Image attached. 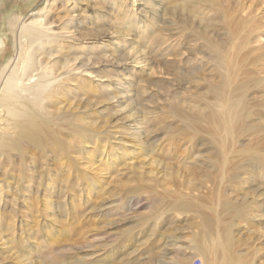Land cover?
<instances>
[{
	"label": "bare ground",
	"instance_id": "6f19581e",
	"mask_svg": "<svg viewBox=\"0 0 264 264\" xmlns=\"http://www.w3.org/2000/svg\"><path fill=\"white\" fill-rule=\"evenodd\" d=\"M4 1L0 0V230L9 233L11 238L5 240L0 237V254L9 253L14 264L19 263L21 258L25 245L22 232L28 226L23 219L25 216H20V204L24 212L32 215V219L46 215L52 202L45 199L51 198V190H54L56 199H60L65 197L64 191L72 182V175L75 179L87 181L78 170L82 167L80 162L90 167L97 163V170L121 164L134 167L133 162L125 164L130 159L128 156L132 155L125 149V142H114L118 147L110 155L111 150L107 152L104 149L112 141L111 133L110 139L104 141L107 136L102 138L101 135L100 138V133H96L89 123L90 116L82 114L91 107L89 96L91 92L95 93L96 88L103 97L108 95L102 90L117 92L118 95L109 100L117 101L119 105L118 101L130 100L126 107L132 111L133 100L139 95L134 91L128 96L124 93L129 92L132 86L145 91L146 81L140 80L141 75L151 79L162 74L160 64L178 61L182 65H194L192 73L185 78L201 93L196 96L198 102L187 106L185 119L194 133H207L212 137V167L219 181L239 183L244 174L249 177L254 174L264 180V44L261 42L264 0H182L169 8L173 15H180L175 18L178 21L172 16L167 22L172 29L161 33L155 30L151 34L146 29V22L136 15L134 4L137 0H121L119 3L111 0L122 19L117 17L127 25L126 28L118 33L97 31L88 38L78 31H70L67 25L73 23V26L77 19L94 27L101 16L79 19L81 16L72 15L70 11L74 10V0H66L67 17L56 25V32L40 29L39 25L45 23H39L34 29L24 27L20 14L13 10L9 14L3 11ZM36 1L14 0L17 5L23 6L33 5ZM48 1L43 0V3ZM246 2L249 3L247 11L243 8ZM150 15L148 24L153 25L154 15ZM133 24L134 27H131ZM132 32L135 38L129 41L132 36L129 33ZM76 35H80L79 42H76ZM151 35L153 37L148 42ZM44 37L50 41H42ZM141 40L149 45H134ZM125 44H129V48ZM180 46L181 51L178 50ZM83 48L100 57L85 58L81 55ZM114 48L117 52H113ZM177 56L179 60H175ZM115 65L117 69L125 70L126 75L105 79L93 71ZM135 74L140 75L134 77ZM112 78L115 79L111 81ZM101 79L102 82L99 81ZM74 95L79 96V102L74 101ZM145 120L143 113L140 124ZM74 138L80 142L73 144ZM240 138L248 141L243 148L236 146ZM133 141L129 143L132 151H137L136 155L138 151L145 155L146 150L138 148ZM82 149L86 150L78 158L77 153ZM150 162L151 166L155 163ZM141 167L136 168L141 170ZM60 173H65L66 178L56 191L53 179ZM90 182L87 186L93 190L102 189L97 180ZM30 193L41 196L43 210L32 208L31 201L34 200L25 195ZM183 196L179 194L175 210L189 212L196 209ZM248 202L245 198L241 203L220 199L219 210L213 211L214 219L201 215L202 231L195 250L202 256V264H255L253 258L256 251L239 250L238 240L235 239L236 221L250 216L245 209L253 202ZM7 205L10 206L8 213L5 212ZM225 214L231 217L230 221L221 217ZM46 224L40 227L32 224L30 229L35 232L34 229H42ZM205 242L208 247L201 244ZM74 264L85 262L80 260Z\"/></svg>",
	"mask_w": 264,
	"mask_h": 264
},
{
	"label": "rangeland",
	"instance_id": "374dc122",
	"mask_svg": "<svg viewBox=\"0 0 264 264\" xmlns=\"http://www.w3.org/2000/svg\"><path fill=\"white\" fill-rule=\"evenodd\" d=\"M74 1L75 7L70 13L81 16L79 19L92 15L101 16L100 20L94 23V27L88 23L82 24L77 19L73 26V23L67 25L70 31H78L84 38L92 37L101 30L122 32L127 26L117 17L118 15L122 19L117 13V7L112 6L114 3L111 0ZM119 1L121 0H116V3ZM65 2L66 0L55 2L49 0L44 4L43 0H38L33 5L23 6L17 5L14 0H5L2 8L7 14L11 10L20 14V22L24 27L34 29L39 23H45L39 25V28L55 31L56 25L67 17ZM158 2L137 0L134 4L136 15L141 21L146 22V29L150 34L155 30L161 33L163 30L172 29L167 23L172 16L175 21L179 20L175 18L180 15L178 13L173 15L169 8L181 3L182 0ZM248 7L249 3H244L243 8L246 11ZM149 12L154 15L153 25L148 24ZM131 27H134V24ZM129 35H132L129 41L135 38L134 32ZM75 37L76 42H79L80 35ZM152 37L153 35L147 41L149 42ZM41 40L50 41L46 37ZM261 42L264 44V34ZM134 45L144 47L149 43L141 40ZM125 46L129 48V44ZM181 48L180 46L178 50L181 51ZM113 52H117V48H114ZM176 52L180 55L179 51ZM96 54L88 53L83 48L81 55L85 58L100 57ZM148 56L152 59L150 55ZM179 58L177 56L175 60ZM177 62L160 64L162 74L154 75L151 79L144 74L141 75L140 80L146 81L143 87L145 91L132 86L129 92L124 93L127 96L134 92L139 95L133 100L132 111L126 107L130 100L118 101L120 105L116 103L117 101L109 100L118 95L117 92L102 90L108 95L104 97L99 94L97 88L94 90L95 93L91 92L89 96L91 107L87 108L84 111L85 115L82 116H90L89 123L96 133H100L99 137L107 136L104 141L110 139L111 133L112 141L104 149L107 152L111 150L110 155L118 147L114 142L121 140L125 142V149L132 153L125 164L133 162L134 167L121 164L107 169L101 167L100 171L96 169L97 163L90 167L91 165L80 162L82 167H78V170L87 181L75 179L72 175V182L64 191L66 195L60 199H56L54 190H51V198L45 199L52 202L46 215L38 216L36 220L32 219V215L24 212L25 209L20 204L18 206L20 216H25L23 219L28 226L22 232L25 245L21 250L19 263L16 264H74L80 260L85 264H202V256L195 250L202 231L201 215L206 214L214 219V212L219 210L217 207L219 201L224 198L235 203H241L243 198L249 201L248 203L253 202L245 209L250 216L236 221L235 239L238 240L239 250L256 251L253 258L255 264H264V180H260L254 174L250 177L244 174L239 183L219 181L212 167L211 153H214L212 150L214 147L210 143L212 137L207 133H194L185 119L188 113L187 106L198 102L197 97L201 93V90L194 89L188 83L189 79L185 78L188 73H192L194 65H182ZM116 67L117 65L101 67L93 71L106 77L105 79L126 73L125 70ZM138 75L140 74H135L134 77ZM78 97L74 95L75 102H79ZM143 113L146 120L140 124ZM129 126L133 128H127ZM74 139L73 144L80 142L77 138ZM129 140L131 142L134 140L138 148L146 150L145 155L141 151L136 155L137 151H132L131 146L129 147ZM247 143V140L240 138L236 146L243 148ZM84 150L86 149L77 153L78 158L83 156ZM150 161L155 163L151 166L148 163ZM139 162L140 165H137ZM136 167H141V170ZM51 169L53 170L54 166ZM54 176L55 174L51 179ZM65 178L66 174L60 173L53 179L56 191ZM90 180H97L102 189L93 190L87 186L91 183ZM179 194L181 196L184 194L183 197L194 205L195 212L175 210ZM25 195L34 200L31 201L33 209L43 210L41 196H34L33 193ZM57 202L59 204H56ZM9 209L10 206L7 205L5 212L8 213ZM225 215L221 217L225 221H230L231 217ZM43 223L47 224L40 229ZM32 224L39 226L36 227L37 230L34 229L35 232L30 229ZM1 232L5 236L1 235ZM0 237L5 240L11 238L9 233L1 230ZM201 244L208 247L206 242ZM0 264H14L9 253L0 254Z\"/></svg>",
	"mask_w": 264,
	"mask_h": 264
}]
</instances>
